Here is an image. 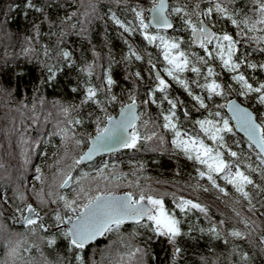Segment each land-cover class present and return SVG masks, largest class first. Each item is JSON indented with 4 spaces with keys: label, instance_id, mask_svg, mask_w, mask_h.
<instances>
[{
    "label": "snow or ice",
    "instance_id": "6c2138e0",
    "mask_svg": "<svg viewBox=\"0 0 264 264\" xmlns=\"http://www.w3.org/2000/svg\"><path fill=\"white\" fill-rule=\"evenodd\" d=\"M17 9L8 0L0 23ZM20 15L18 55L41 74L32 105L20 96L17 106L33 107L65 69L76 99L54 102L53 127L19 136L21 171L0 191L11 213L0 215L20 230L0 226V264H147L155 241L167 244V264H255L254 238L264 256V0H23ZM141 144L187 161L186 179L159 190L143 160L130 158L128 171L95 161ZM199 193L231 215L217 217Z\"/></svg>",
    "mask_w": 264,
    "mask_h": 264
},
{
    "label": "trees",
    "instance_id": "16d2710c",
    "mask_svg": "<svg viewBox=\"0 0 264 264\" xmlns=\"http://www.w3.org/2000/svg\"><path fill=\"white\" fill-rule=\"evenodd\" d=\"M12 2L18 5V9L11 14V17L7 24L0 23V89H12L11 97L5 96L4 92L0 91V191L5 186V176L9 178H16L21 171L20 144L19 136L23 134L29 139L34 138L38 134L39 129H48L54 126L57 113L53 104L56 100L65 102H71L76 99L75 95L70 91V83H75V73L69 72L65 69L64 73L59 76L52 85H44L41 88L40 96L42 100L38 99L33 107L19 108L17 102L20 96H24L29 105H32L33 97L32 84L34 79H39L40 70L35 64H30L23 61L22 57L18 55L21 47L22 34L27 28V24L20 15L22 11L23 0H12ZM71 0H69V3ZM106 2V0H105ZM8 3V0H0V9H3L4 5ZM109 29V36L112 37V25H107ZM105 31V25L102 21H95L91 25L93 43L97 45L101 44V40ZM70 39H77L70 37ZM113 43L119 46V41L113 38ZM259 57H257L258 59ZM22 67L24 69V75L18 77L15 75V71ZM33 108L35 109V115H33ZM35 121V123H33ZM47 135V132H44ZM27 147V144H25ZM40 148L43 149L44 145L41 144ZM141 150L139 152L129 151L121 149L115 153L108 154L97 158L95 161L100 163L101 159L109 160L115 158L120 162L124 171L129 170L128 160L135 158L136 160H143L146 164L145 174L148 177V183L151 186L159 190L168 189V184H172L174 179H186V172L190 171V165L182 158L178 161H174L167 154L162 152H153L150 149L145 150L144 145H140ZM51 152V148L48 149ZM40 156L33 154L29 159V165L33 166L36 163H40ZM155 161V163H153ZM179 166L181 170V176L175 177L174 170ZM27 177L31 180L30 168H26L24 176H21V180ZM161 181V183H157ZM167 181L168 183H163ZM121 191L127 189L121 188ZM205 197L202 202L208 204L213 213L217 215L222 211L225 216L231 215L228 208L225 207L220 201L216 200L211 193H202ZM187 195V193H185ZM169 198L166 197V200ZM0 208H4L8 214L11 213V209L7 205L3 204L0 200ZM7 225L14 230H20V226L7 220L3 215H0V226ZM106 241L101 240L99 246H102ZM254 243L257 244L255 250L248 248L250 252H253L255 264H264V256L259 254V242L254 238ZM197 251H203L205 249V242H200L198 245H194ZM223 245H219L217 250L222 249ZM91 251V249H90ZM192 249L190 248V252ZM169 248L163 241H155L150 244V252L146 257L147 264H167ZM155 255V260L152 256ZM3 258V241L0 237V259ZM198 259L197 256L192 255L189 258V264L192 260Z\"/></svg>",
    "mask_w": 264,
    "mask_h": 264
},
{
    "label": "rangeland",
    "instance_id": "374dc122",
    "mask_svg": "<svg viewBox=\"0 0 264 264\" xmlns=\"http://www.w3.org/2000/svg\"><path fill=\"white\" fill-rule=\"evenodd\" d=\"M170 185H171V184H168V188H169L170 190H172L171 187H170ZM154 188H156V187H154ZM198 195L200 196L201 201H202L203 199L205 200V197H204V195H203L202 193H199Z\"/></svg>",
    "mask_w": 264,
    "mask_h": 264
},
{
    "label": "water",
    "instance_id": "95a60500",
    "mask_svg": "<svg viewBox=\"0 0 264 264\" xmlns=\"http://www.w3.org/2000/svg\"><path fill=\"white\" fill-rule=\"evenodd\" d=\"M241 135H242V134H241ZM119 150H121V149H117L116 152L119 151ZM104 155H108V154H104ZM104 155H103V156H104ZM99 157H100V156L98 155V156L95 158V160H96L97 158H99ZM18 226H19V225H18Z\"/></svg>",
    "mask_w": 264,
    "mask_h": 264
}]
</instances>
